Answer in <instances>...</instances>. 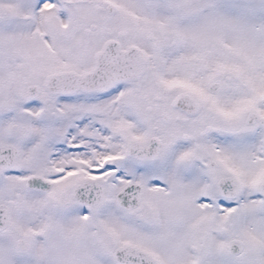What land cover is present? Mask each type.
Instances as JSON below:
<instances>
[{
  "label": "snow or ice",
  "instance_id": "6c2138e0",
  "mask_svg": "<svg viewBox=\"0 0 264 264\" xmlns=\"http://www.w3.org/2000/svg\"><path fill=\"white\" fill-rule=\"evenodd\" d=\"M0 264H264V0H0Z\"/></svg>",
  "mask_w": 264,
  "mask_h": 264
}]
</instances>
